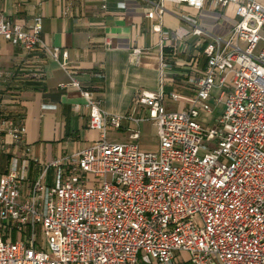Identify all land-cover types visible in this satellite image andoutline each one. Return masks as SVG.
I'll return each instance as SVG.
<instances>
[{"label": "built area", "instance_id": "2783aa9c", "mask_svg": "<svg viewBox=\"0 0 264 264\" xmlns=\"http://www.w3.org/2000/svg\"><path fill=\"white\" fill-rule=\"evenodd\" d=\"M164 1L153 2L147 14L160 19ZM170 1L197 9L235 5L224 35L199 39L206 62L188 78L194 87L188 107L167 109L166 95L175 102L182 96L159 88L137 91V114H110L62 62L98 138L42 166L25 193L26 160L11 158L0 175V264H175L177 251L188 253L190 264H264V2ZM154 29L161 47L171 32ZM41 30V14L25 28L0 10V36L25 51L42 48L57 61L59 48L47 46ZM206 33L194 24L183 34ZM141 51L133 48L128 60ZM167 67L160 52L161 79ZM211 96L222 111L203 124L199 116L215 108ZM123 121L153 123L157 149H140L138 128L125 141H110L108 126L118 129ZM24 133L19 120L1 121L0 152L6 136L17 143ZM22 149L28 157L30 146Z\"/></svg>", "mask_w": 264, "mask_h": 264}, {"label": "crops", "instance_id": "0c3cea01", "mask_svg": "<svg viewBox=\"0 0 264 264\" xmlns=\"http://www.w3.org/2000/svg\"><path fill=\"white\" fill-rule=\"evenodd\" d=\"M156 1L105 0L103 6L101 0H0L3 16L25 28H30L34 17L41 14V39L47 46L59 48L56 61L42 48L25 51L0 36V122L15 119L25 127L24 136L17 143L6 136L7 144L0 152V175L6 172L12 157L25 159V193L42 166L86 148L98 138V132L88 127L84 99L79 88L70 84L62 62L79 86L91 90L110 114L134 111L138 90L155 92L159 88L166 94L175 91L182 96L175 102L166 95L167 109L188 107L194 92L188 78L201 74L206 62L199 39L208 34L224 35L236 18L235 5L225 2L215 8L206 5L197 9L165 0V11L158 19L147 14ZM194 24L207 33L183 34L191 33ZM156 25L171 32L161 47ZM133 48L142 51L138 59L130 62L128 55ZM160 52L168 63L162 79ZM210 102L215 108L212 113L200 115L203 124H211L222 111V104H216L213 96ZM150 123L123 121L118 129L108 126L107 138L125 141L130 129L138 128L140 142ZM24 145L31 148L26 158ZM156 149L157 143L153 150ZM53 173L50 168L48 182ZM185 254L175 252V264H190Z\"/></svg>", "mask_w": 264, "mask_h": 264}, {"label": "rangeland", "instance_id": "374dc122", "mask_svg": "<svg viewBox=\"0 0 264 264\" xmlns=\"http://www.w3.org/2000/svg\"><path fill=\"white\" fill-rule=\"evenodd\" d=\"M257 52V51H255ZM202 116V114H201ZM201 116H199V119H201ZM150 129H148L145 134L143 135V137L141 138V141L139 142V146L145 148V149H149L148 151H151L154 149L156 143L158 146V136H157V128L153 123H150ZM141 147V148H142ZM44 234L38 229L37 230V241L40 243L43 241V245H45L44 243ZM185 257L187 259H189V254L186 253Z\"/></svg>", "mask_w": 264, "mask_h": 264}]
</instances>
